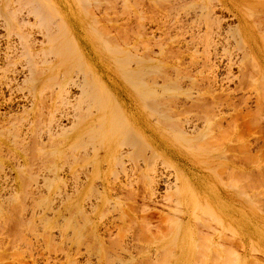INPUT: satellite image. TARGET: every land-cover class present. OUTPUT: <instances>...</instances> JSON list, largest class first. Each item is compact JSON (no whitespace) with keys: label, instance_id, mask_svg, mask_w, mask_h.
<instances>
[{"label":"rangeland","instance_id":"374dc122","mask_svg":"<svg viewBox=\"0 0 264 264\" xmlns=\"http://www.w3.org/2000/svg\"><path fill=\"white\" fill-rule=\"evenodd\" d=\"M167 1L168 0H0V54L4 52L5 47H9L8 49H11V46L16 44L18 45L19 42H30L31 38L32 43L35 44L41 43L47 46L55 45L57 46L56 48H58L59 45V49H61L60 51H62V54L64 53L63 51L65 50V48H67L66 45H68V50L65 51V53H68L67 55H63L64 58L66 57L64 60L62 59V56H59L61 53H56V55L58 54V56L61 58H58L55 55L54 58L51 51H46V49L50 47H44L42 48V51L44 52V54L42 55H44V57H42L41 59L38 58L35 61V66L31 65L32 70L36 69L40 71L37 72V80H40V78L43 76V78L47 80L48 77L49 81L47 80L48 82H43L44 84H47L43 85L46 87L41 86V84H43L41 83V81H44L43 78H41L40 83L36 81L38 85H36V83L34 84V81L30 82L32 83V85L30 84L32 87H34L33 84L37 86L32 89L29 85V82L22 81L23 78L21 77L19 84L13 88L12 92L10 90L3 91L4 94L3 96L0 95V97L2 96L3 98H1L5 100L9 97L11 98L12 96H14L11 98V101L20 100V103L23 100L27 101V99H30L31 104L29 103L30 106L26 108L28 113L24 111L25 113L23 114L21 113L23 111L19 109V112L17 110L13 113V115L17 116L15 113L18 112L19 115H22L25 118L27 117V119L32 120L40 118V120H34L35 123H42L41 125H43V122L45 121L44 125L47 126L49 122L53 130L54 128L55 130L56 128L58 130V128L63 127V130L66 129V132L67 129H69L68 127L72 125L71 120L73 119V117L75 118V116L73 115V111L76 112L75 109L76 107H78L77 101L79 100H75L74 98H77V95H80V97L83 95L81 93V87H79V89L76 86H79V83L81 86H83L82 83L84 81L85 83L87 81L88 85H91L90 82H99L100 87L102 85L104 86H102V88L99 87L100 91H98V89V92H102L103 90H105L106 86L108 87V89L118 95L121 104L127 105L125 103L129 102L127 108L125 109L127 113L130 110L131 113H129L131 115H134L138 119L145 115V117H147V120L145 119V117L144 119L142 117L140 119L139 125L143 128L144 133L148 138H151L154 135L156 137H159L158 135H162L161 131H169L171 129V127L169 128V126L170 123H173V119L175 120V122L177 121L178 123H180L183 129L189 133H192V131L195 130V127H197V122L203 123L207 118L213 120V122L215 123V127L225 128L230 124H234L237 128V132L239 133L240 138L229 141L228 138H226L227 140L221 137V140L219 138L215 139L218 142L223 141V143H227L228 149L227 151H224L225 153H227L215 159L216 164L218 163L219 165H216L215 162L212 161V163L214 162V164H211L210 167H208V171L204 172L203 176L194 180L195 185H199L201 183L202 186L205 187V192L208 193L209 191V194H207V196H209L204 197L203 195L204 198L202 197L199 200H195L193 197L187 199L188 206L190 208H193V211H195L196 218L199 222L198 225H200L198 226L196 224L198 226L196 230L199 231H197V233L200 235H202V233H205V237L204 235L202 237L199 235L198 237L203 238V242L200 240L201 238H197L196 242H198V244L196 245V242L193 244V249L190 255L183 256L178 250L174 253V251L176 250H172L174 247H171V249L168 248L173 245V232H171L169 235H165L167 236V238L164 237L166 238V240L163 247L169 249L170 254L167 253V250L164 251V253L166 254L158 252V254L154 255L153 252L150 251H147V253L146 251L141 252L139 248L137 249V246H133V243L137 244L138 246H140L139 244H143L142 246L146 248L145 246H149V242H147L149 241V239L145 240L147 243L145 241L143 242V240L140 239L142 234L135 231V224H127V227H133L134 230L132 228L131 230H129L128 228V230H126L125 228V231L116 229V226L119 225L120 208H123L124 201L126 203L124 204L128 206L131 204L132 200L124 199L123 201L122 199L121 202L123 203L118 204L106 203L108 209L107 206L104 205L106 206L104 207V209H106L104 211L106 212L108 210V212H110L111 208V212H107L106 214H104L105 212L102 211V209L96 210L94 209V207L93 209H90L92 208V205L95 206L97 203L94 204L91 202V206L90 203H88L89 201L85 203H76L72 195L77 186L76 182L81 180L83 176L81 168L78 167L82 166L81 162H78V160L75 161L76 159L74 160L71 155H66L65 157H63L61 152H59L61 145L54 146V142L49 143L48 141H42L41 144H43L42 146L45 145L44 147H41L40 145L35 147L34 142L28 143L27 146L25 143V145H23L25 139H22V144L20 145L22 147H16L17 143L15 145H12L13 143H6L2 145L1 142L4 143L5 140L3 133L2 135H0V144L1 147H4L0 148L1 150H5V148H8L6 150L7 152L8 150L10 152H8V154H6V151L4 152V150L0 152V264H112V262L113 264H117L120 261L119 259L123 260L122 264H130L131 261L133 262L134 260V263L136 264H142L144 262L145 264H154L155 262L157 264V262L161 263L160 259L162 258L161 256L163 254V256L169 255L168 259H170V255L172 257L170 259L171 261L167 260L166 258V263L165 261H163L164 263L161 264H175L178 259H181L184 264H192L193 260H195L193 258H196L195 263L193 264H200L201 262H203V264H231L232 261L228 258L229 256H227V254L229 253L226 254L225 252L226 250L230 252L231 249L234 255L232 253H230L229 255L232 254V256L235 258L232 259L230 257L234 261L233 264H264V70L262 68L260 69L259 72L261 76L258 78L256 76V72L257 68L259 67H252V64L248 62L250 56L246 53L247 41H245L243 39V36H240L236 31L238 16H242L244 14L243 17L245 18L246 25H248V35L251 37V43H256V46L258 45V57L261 60L260 64L264 66V0H182L183 2H181V0ZM201 2H203V8H205L207 12L203 10L201 12L200 8H196L197 5ZM181 3H183V5H181ZM180 5L182 9H180ZM172 7H174V9ZM174 11L176 13H174ZM108 34H111L112 36H108ZM104 38L107 39L105 40ZM110 42L115 43H113V45ZM8 44L11 46H8ZM63 45H65V47ZM116 45L118 46L116 47ZM71 46L74 47L72 48ZM110 46L112 47V49ZM109 47L111 50L109 49ZM114 48L120 50L123 57H119L118 55H116L117 53H115V55L118 56L119 60H117V62L115 59L116 57H114V53H111L113 51L115 52ZM118 50H116V52ZM107 51H111L110 54ZM118 54H120V52H118ZM54 59L56 60L54 61ZM160 59L163 61H161ZM15 60L18 61L19 58H16ZM62 60H67L66 66L70 65L69 69L67 66V68L65 67L66 70H63L65 63L62 64ZM76 60L78 61L76 62ZM136 60H138V62ZM53 61L54 63H52ZM84 62L91 68H88L87 70V66ZM58 63H60V66ZM122 64H124L125 67H128L127 69L125 68V71L129 69H137L138 71H135V73H137L135 74L137 77L134 76V73L131 74L133 75V77L131 76L132 78H129L130 74L127 77V74L130 72V70L129 72L127 71L124 73L122 71ZM79 67L81 69L84 68V70L82 69L80 73L79 70H76V68L78 69ZM15 68L17 70L20 69V63H11V60L5 61L4 65H1L0 63V72L2 71L4 74L3 77H0V85L1 82H3L4 77L11 74V69ZM66 72L71 75L67 74ZM82 73L85 77H87L85 78L84 76H82ZM243 73L247 75L252 74L255 76L254 77L251 75V80L256 79V82L252 84V87L251 84H248L247 87H243L240 89L241 84L237 85L239 81L243 80ZM65 74L68 75V79H70L69 76H72V79H70L71 81L69 80L70 82H72L71 84L69 81V83L67 82L68 79H65L67 78ZM57 75L59 79L62 78L60 84L62 83V80H65L64 83L61 84V86L65 84L67 88H70L68 92V98L64 97L68 99H64L68 101V103H64L60 99V95L64 96V93L59 94L58 97L55 94L58 93L57 90L54 91L55 89H57L56 84L60 85L59 83H57V81L59 80L57 78ZM63 75L65 77H62ZM73 77L75 81L74 83L72 81ZM83 77L85 78L84 81ZM96 77H99L100 79H97ZM90 78H92L93 80H91ZM77 80L80 81L78 82ZM81 80L83 82H81ZM136 80L140 82H137ZM133 81H135L137 84L135 82L133 83ZM209 82H211V84ZM140 83H142L143 85ZM69 84H74V86H69ZM83 87L87 88L88 86L86 87V85H84ZM138 87H140L139 90L141 88H143L144 90H149V87H151L153 88V91L157 88L156 94L158 95L162 93L163 90L167 92L166 89H168L169 92H172L171 97L165 101H161L160 103L169 111L173 110V112H178L179 114H173V119H167L169 123L166 124L165 122H163L162 124L165 125H161V122H159V125V123L154 118L156 117L155 113L154 116H152L153 113L149 111L148 115L151 113V116L149 115L150 118L146 116L147 113L144 111H141V113H139L135 109H137L136 106L141 103L135 101L134 99H137V97L135 96L137 95L136 93L139 92L137 90ZM41 89H43V91H41ZM255 89L257 90V93L259 92L258 94L256 93ZM86 90L88 92L89 89ZM151 90L152 89H150V91ZM158 90L162 91L158 92ZM88 93L90 94V92ZM128 93H135V95H133L134 98L131 99V96ZM26 94L31 95L27 97ZM86 95L83 96V98L86 97ZM24 96L26 99H24ZM18 98L20 99L18 100ZM4 100L0 103L1 111L5 107L4 105L6 104V102L9 101ZM61 101L63 103H61ZM75 102L76 107L74 106V109L73 105ZM118 103L115 102V100H110L109 103H107L106 108H108L112 112L120 114L121 112L120 109L118 110V108H121L122 112L125 110H123V108L120 107L121 104ZM258 103H260L259 107ZM108 104L109 107L111 105L110 108L108 107ZM113 104L114 108H112ZM132 104L135 105L133 106ZM113 109L116 110L113 111ZM126 112L124 113L126 114ZM249 112H251L250 125L247 124L248 122L245 124L246 121H249L246 118V114ZM26 113L28 114V116H26ZM129 113L127 115H130ZM242 115H244V117H242ZM120 117L123 121H126H120L121 124L127 123V120L124 119L125 117L122 114L120 115ZM152 117L154 119H152ZM41 118H44V120H42ZM152 120H154V122ZM167 120L166 122H168ZM152 123L156 124L157 126L153 125ZM55 124H57V126ZM44 125L43 128H45L44 131H46L47 127H44ZM50 125H48V128L50 127ZM66 126L68 127L66 128ZM51 127L50 129H52ZM215 131L216 129H214L212 132L214 133ZM68 132L67 135L70 133ZM60 136V139L63 138L62 134ZM57 138L56 140L58 141ZM159 140L162 143L161 146H165L164 148H166L169 152L177 154V151L181 150L182 152L180 153L181 155H183L182 158H180L181 160L171 159L172 162H175H173L174 165L177 164L176 168L169 162L160 164L162 170L166 174V178L173 177L172 175L177 167L180 169L179 164H183L184 167L194 166L196 163H202V160L209 158V156H214L213 154L211 156V154L207 153L208 151L204 150L197 151L196 149L195 151H192V146H190V144L183 143L179 145L178 143H176L177 141L175 142L174 139L169 140L164 138ZM209 140L210 141L207 142L205 141L206 144H208V142L209 145L216 143L214 139V142H211L213 141L212 139ZM244 142L249 147V151L251 154V164L249 165L251 170L250 188L249 186H247L248 181L246 178L244 182V178H242L244 176L241 175V172L235 171L234 173H232L233 171H230V169L227 168L230 167V163H232L230 160H228L231 159L229 158L230 156H228V154H231V156L232 154L237 155V152L232 153V150L235 147L237 148L238 145L241 146ZM206 144L205 146L203 144V146L206 148L210 147L208 145L207 147ZM187 148L189 149V151L187 150ZM64 149L67 150L66 148ZM52 150H57V152L55 151L54 153L52 152ZM110 150L112 149L110 148ZM213 152H216V154L218 153L217 151ZM38 156L40 158H38ZM240 156V153L239 156H234V160L239 167L241 164L239 162H245L243 154L241 156L242 159L239 158ZM220 158H222V164H220L221 160L218 161V159ZM245 164L246 163H244V166ZM215 166H220V169H223V166H225V175L224 173L222 175L223 170H213ZM217 167H215V169H217ZM239 167L237 170H243L241 169V167H243L242 165L240 168ZM133 169L136 172L133 171ZM216 171H220L219 174ZM138 172V167L135 168L134 166H128L126 169V174L128 173L127 176L129 175V178L131 174L135 176H131V178H135H132L134 180H132L133 184L137 186V184L139 183L138 186L140 187V180L138 181L137 179L139 178L137 175L140 172ZM216 173L218 174L217 176H219L221 181L216 176ZM226 173L230 175L233 174L232 176L229 175L230 177H233V180ZM19 174L20 176L24 175V178H21L22 176L20 177ZM31 174H34L33 177H31ZM18 176L20 177V179ZM111 176L112 175H110V177ZM213 177L214 180H218L214 181ZM207 178H209V182L207 184H203V179L205 183V179ZM23 179H25L26 181ZM47 180H49L50 182L52 181L53 185H51L49 181L47 183ZM135 180H137V184ZM21 181L24 183V185L26 184L27 186L25 188V193V186H22ZM210 181L213 183L215 182L216 184L214 183V185H217V188L213 186ZM196 182H198L199 184ZM224 182L228 184L230 183V186L233 185L231 189L230 186L226 184V186H229L228 190L231 189L230 192L227 190V187L224 186ZM233 182L234 184L231 185V183ZM245 183L247 185H245ZM201 184L199 186H201ZM218 184L220 186L222 185L220 189H222L223 192L222 190L218 189ZM209 185L212 186L211 188L209 187L210 189L208 188ZM216 189H218V191H216ZM248 189H251V197L253 196V199L251 198V204L247 201ZM37 190L39 191V193ZM110 190V192L113 193V190L111 188ZM26 191L29 192L27 193ZM215 191H220V198L223 202H225V204H205H220L225 206L230 204L231 211L230 215H228L227 217L231 216V219L226 218L225 216H221L219 219H217L219 220L217 222V220L214 218L216 215H218L216 211H211L208 208L206 210L202 207L204 206V203L202 202L205 199L206 201L211 200V202H213L210 198V196L212 197V195L210 194ZM224 191L226 192V195L228 193L227 196H225ZM107 192L110 193L109 191ZM26 194H28L29 196H26ZM67 196L69 198H67ZM254 201H256V204H254ZM249 206H251V209L249 208ZM147 208L148 213L150 214V217L152 218V220H154V222L158 217H160V215L167 212L164 203H150ZM238 208L240 212L242 211L241 213L238 212ZM91 210H94V212ZM260 211L263 213H261ZM102 212L103 215L101 214ZM208 212H212L211 215H214V221H216L217 223H213L214 221L212 217L210 218L211 215L209 216V218L210 221L212 220V223L208 221ZM95 213L97 214V216L95 215ZM100 214L102 216H100ZM85 217L88 218L83 221ZM232 219L234 222L232 221ZM218 223L220 224L218 225ZM209 224L214 225L215 230L218 227L216 232L209 233L211 232V228L213 229L212 225L208 227ZM228 225L230 228H233L236 238L234 237V233L231 232V229L227 231ZM215 226L217 227L215 228ZM199 227L201 228L198 229ZM77 228L82 231L77 232ZM208 228L210 230H208ZM214 229L212 230V232L214 231ZM200 230L203 232L200 233ZM83 231L85 232L83 233ZM86 231H93V234L91 232H89V234L90 236L93 235L94 237H96H90ZM118 231L119 233L123 232L125 235L119 234ZM126 231H131V233L134 231V234L131 235V233H126ZM222 232H230L232 235L230 233H227L228 235L224 234V236L220 235V233ZM73 233H78L77 235H79L80 237L74 235ZM116 233L118 234V239L125 236L124 241L128 242V244L131 242L132 246L137 249V252L134 253L133 251H131V249L129 251L134 254L129 253V251L126 253L121 252L122 255H120V257H117L118 259L115 258L117 256L115 252L117 251H115L114 249L113 250L115 252H113L114 254H112L115 256H111L112 254H109V256L111 257H109L110 259L105 258V256H108V253H111L113 250L108 252L107 249L105 252L108 253L106 254L103 253V251L97 249V254L96 249H94L97 244L96 241H99L100 238L104 239L100 240L99 242L102 241L107 245L109 240L112 241L115 238ZM136 233L138 235H136ZM208 233L213 235L210 236ZM86 235L88 236L85 237ZM106 235H109L110 237H106ZM139 235L141 236L138 237ZM216 235L218 236L216 237ZM77 237L79 240L77 239ZM98 237L100 238L98 239ZM227 237H229L228 240ZM86 238H89L91 240L90 241L88 239L90 241V244L86 242L88 241ZM126 238L127 240H131L127 241ZM137 238H139L140 240ZM206 238H210L208 239L209 241ZM230 238H233V241L235 240L234 246H232L233 244L230 243L232 242V239ZM224 239L227 241L226 244ZM236 239L239 242H237ZM105 240L107 241V243ZM218 241L222 243L220 244ZM201 242L204 244V249L200 246L202 244ZM91 243L96 244L92 246ZM229 243L231 244L229 245L231 247L230 250L227 249L226 246H224L226 247L225 250L221 247H218L219 244L220 246H223L224 244L228 246ZM211 244H213V248H211ZM215 245L218 247V250L216 249V251L221 252H216V254H218L217 256L214 255ZM89 246L92 247L89 248ZM195 246H197V248L200 247V251L203 249L205 253H200V251L197 250ZM205 248H208L207 251L205 250ZM220 248L224 251L222 252ZM135 249L132 248V250L134 251ZM210 249L213 251L212 253L210 252ZM170 250H172L173 252H171ZM195 252H197L198 255H196ZM136 253H139L140 255L138 254V256ZM159 253L160 255H162L160 256ZM99 254H101V258L99 257ZM125 255H128V258ZM147 255H150L148 256L150 258H148ZM203 255L206 256L207 260L205 259V256L203 258ZM140 256L141 259H139ZM142 256H146L147 258L146 259L144 257V262L142 260ZM219 256L221 258L224 257L225 259L227 257L229 261L226 259L222 262L221 258H218ZM98 257L100 259H98ZM153 258H156L155 261L152 260ZM136 259L142 260L140 261L142 263H138L139 260ZM200 259L204 260L200 261ZM250 259L253 262L251 261L250 263ZM105 260L109 261L105 263ZM162 260H165L164 257ZM209 260H211L212 263ZM95 261H98V263H96ZM118 264H121V262H119Z\"/></svg>","mask_w":264,"mask_h":264},{"label":"bare ground","instance_id":"6f19581e","mask_svg":"<svg viewBox=\"0 0 264 264\" xmlns=\"http://www.w3.org/2000/svg\"><path fill=\"white\" fill-rule=\"evenodd\" d=\"M169 1V0H168ZM167 1V2H168ZM186 1H188V0H186ZM215 1V0H214ZM181 2H183L182 0H181ZM191 2V1H190ZM217 3V2H216ZM215 3V4H216ZM178 4V3H177ZM181 5H183V3H181ZM181 5H180V9H182L181 8ZM184 5H186V4H184ZM199 5H200V7H199ZM227 5H228V3H227ZM170 6V5H169ZM175 6V5H174ZM187 6H189V5H187ZM225 6V5H224ZM177 7H178V5H177ZM191 7V6H190ZM196 7V6H195ZM173 9H174V7H172ZM183 8H184V6H183ZM194 8V7H193ZM192 8V9H193ZM196 8H200V10H201V12H202V10L203 11H205V12H207L206 10H205V8H203V2H201L200 4H198L197 5V7ZM176 9V8H175ZM195 9V8H194ZM179 10V9H178ZM197 10V9H196ZM167 11V10H166ZM177 11V10H176ZM187 11V10H186ZM190 11V10H189ZM192 11V10H191ZM248 11H250V10H248ZM179 12V11H178ZM174 13H176L175 11H174ZM186 13V12H185ZM188 13V12H187ZM171 14V13H170ZM169 14V15H170ZM252 14V13H251ZM250 14V15H251ZM254 14V13H253ZM257 14V13H256ZM172 15H173V12H172ZM186 15V14H185ZM244 15V14H243ZM243 15L242 16H238V24H236V31H237V33L241 36H243V39L245 40V41H247V48H246V53L250 56V58H249V63H251L252 64V67H255V66H258L259 68H257V72H256V76L259 78L261 75H260V69L262 68L263 70H264V66H262L261 64H260V59H259V55H258V53H259V50H258V45L256 46V43H251V37L248 35L249 34V30H248V25H246V21H245V18L243 17ZM247 15H248V13H247ZM176 16V15H175ZM179 26H180V24H179ZM107 28V27H106ZM105 29V28H104ZM110 30V29H109ZM113 30V29H112ZM117 30H120V29H117ZM127 30V29H126ZM125 31V30H124ZM123 31V32H124ZM133 31V30H132ZM136 31V30H135ZM122 32V31H121ZM138 32V31H137ZM106 33H108V32H106ZM140 33V32H139ZM138 33V34H139ZM105 35H107V34H105ZM109 35H111V34H108V36ZM141 35V34H140ZM112 36V35H111ZM82 37V36H81ZM139 37V36H138ZM111 38V37H110ZM73 39V38H72ZM105 39V38H104ZM107 39V38H106ZM105 39V40H106ZM115 39V38H114ZM31 41L30 42H26V43H22V42H19L18 43V45L16 46V45H13V46H11V45H9L8 44V46H11V49H8L9 47H5V50H4V52L2 53V54H0V63H1V65H4L5 64V61H10L11 60V63L12 62H18V63H20V69H11V74H9V75H7V76H5L4 77V79H3V82H1V85H0V95H2L3 96V94H4V92L3 91H6V90H10L11 92H12V90H13V88L15 87V86H17L18 84H19V81H20V79H21V77L23 78L22 79V81H24V82H29V85L31 84L32 85V83H30V82H33L34 84L36 83V85H38V83L37 82H39L40 83V80H41V78H43V77H41L40 78V80L38 79H36V76H37V72H40V71H38V70H36V69H33L32 70V66L31 65H34L35 66V61L39 58V59H41L42 57H44V55H42V54H44V52L42 51V48H44V47H50V48H48V49H46V51H51L52 53H53V56L55 55V56H57L58 58H61V57H59V56H62L63 57V55H67V53H65V51L66 50H68V45H66L67 46V48H65V50L63 51L64 53L62 54V51H60L61 49H59L60 47H59V45H58V48H56L57 46H55V45H49V46H47V45H45V44H35V43H32V38L30 39ZM35 40V39H34ZM70 40V39H69ZM104 40V41H105ZM109 40V39H108ZM112 40V39H111ZM130 40V39H129ZM145 40V39H144ZM71 41V40H70ZM73 41V40H72ZM86 41V40H85ZM113 41V40H112ZM137 42V41H136ZM140 42V41H139ZM142 42H143V40H142ZM111 43V42H110ZM113 43H115V42H113ZM113 43H111V44H113ZM74 44V43H73ZM72 44V45H73ZM109 44V43H108ZM121 44H123V43H121ZM70 45V44H69ZM100 45V44H99ZM114 45V44H113ZM125 45V44H124ZM54 46V47H53ZM64 47H65V45H63ZM63 46H61V47H63ZM98 46V45H97ZM101 46V45H100ZM118 45H116V47H117ZM121 46V45H120ZM70 47V46H69ZM72 47V46H71ZM74 47V46H73ZM72 47V48H73ZM111 47V46H110ZM110 47H109V49H110ZM120 48V47H119ZM162 48V47H161ZM256 48H257V50H256ZM4 49V48H3ZM2 49V50H3ZM7 49V50H6ZM57 49H59V50H57ZM107 49V48H106ZM105 49V50H106ZM111 49H112V47H111ZM110 49V50H111ZM167 49V48H166ZM165 49V50H166ZM2 50H1V52H2ZM108 50V49H107ZM114 50H115V52L113 51V52H111V51H107L109 54H110V52L111 53H114V57H116L115 59H116V62H117V60H118V56L119 57H122V55H121V51L120 50H118V49H115L114 48ZM116 50H118L117 52H116ZM165 50H163V51H165ZM55 53H54V52ZM58 51V52H57ZM103 51V50H102ZM170 51H172V50H170ZM73 52H74V49H73ZM82 52V51H81ZM118 52H120V54H118ZM56 53H61L59 56H58V54L56 55ZM71 53V52H70ZM79 53V52H78ZM115 53H117L116 55H118V56H116L115 55ZM123 53V52H122ZM165 53V52H164ZM169 53V52H168ZM106 54V53H105ZM163 54V53H162ZM172 54V53H171ZM79 55V54H78ZM160 55V54H159ZM55 56H54V58H55ZM163 56V55H162ZM161 56V57H162ZM160 57V56H159ZM168 57H169V54H168ZM16 58H19V60L18 61H16L15 59ZM58 58H57V60H58ZM66 58V57H65ZM64 57L62 58L63 60L65 59ZM111 58V57H110ZM123 58V57H122ZM151 58H153V57H151ZM119 59H121V58H119ZM56 59H54V61H55ZM60 60V59H59ZM62 60V64L63 63H65V66H64V68H63V70L65 69L66 70V68H67V66H68V69H69V66L70 65H67L66 66V62H67V60L66 61H63ZM121 60H123V59H121ZM161 60V59H160ZM165 60V59H164ZM54 61L52 62V63H54ZM78 60H76V62H77ZM80 61V60H79ZM119 61V60H118ZM137 62H138V60H136ZM148 61H150V60H148ZM161 61H163V60H161ZM58 62V61H57ZM88 62V61H87ZM115 62V63H116ZM160 62V61H159ZM206 62V61H205ZM51 63V62H50ZM61 63V62H60ZM60 63H58L59 64V66H60ZM85 63V62H84ZM89 63V62H88ZM136 63V62H135ZM162 63V62H161ZM57 64V63H56ZM61 64V65H62ZM78 64H80V63H78ZM125 64V63H124ZM124 64H122V71L125 73V72H129V70H127V71H125V68L127 69L128 67H125V65ZM137 64V63H136ZM260 64V65H259ZM85 65H86V63H85ZM88 65V64H87ZM86 65V66H87ZM138 65V64H137ZM77 66V65H76ZM80 66V65H79ZM66 67V68H65ZM81 67V66H80ZM79 67V68H80ZM85 67V66H84ZM124 67V68H123ZM135 67H137V66H135ZM71 68V67H70ZM77 69L76 68V70H79V73H80V71L83 69L84 70V68H80V69ZM88 68H91V67H89V66H87V70H88ZM160 68H162V67H160ZM62 70V71H63ZM64 70V71H65ZM86 70V69H85ZM132 70V69H131ZM130 70V72L127 74V77L129 76V74H130V76H129V78L132 76L133 77V75H131V74H133L134 73V76H136L135 74H137V73H135V71L137 72L138 70L137 69H133L132 71ZM141 70V69H140ZM75 71V70H74ZM91 71H92V69H91ZM68 72V71H67ZM66 72V73H67ZM76 72V71H75ZM78 72V71H77ZM87 72V71H86ZM85 72V73H86ZM42 73V72H41ZM65 73V72H64ZM72 73H74V72H72ZM139 73V72H138ZM143 73V72H142ZM62 74V73H61ZM67 74H69V73H67ZM74 74H76V73H74ZM83 74V73H82ZM81 74V75H82ZM105 74V73H104ZM140 74H141V71H140ZM66 75V74H65ZM69 75H71V74H69ZM251 75L252 74H249V75H247V74H245V73H243L242 74V81H239L238 83H237V85L238 84H241L240 85V89L241 88H243V87H247L248 86V84H251V87L253 86L252 84L253 83H255L256 82V79H253V80H251ZM4 76V74H3V72L1 71L0 72V77H3ZM67 76V78H65V79H68V75H66ZM74 76V75H73ZM82 76H84V74L82 75ZM95 76V75H94ZM126 76V75H125ZM164 76V75H163ZM252 76H254V75H252ZM34 77V78H33ZM62 77H65L64 75L62 76ZM72 77V76H71ZM70 76H69V78L70 79H72ZM80 77V76H79ZM85 77V76H84ZM83 77V81L85 80V78L87 77H85L84 78ZM131 77V78H132ZM137 77V76H136ZM255 77V76H254ZM256 77V78H257ZM57 78H58V75H57ZM88 78H89V76H88ZM97 78V77H96ZM96 78H95V81H96ZM99 78V77H98ZM97 78V79H98ZM262 78V77H261ZM31 79V80H30ZM34 79V80H33ZM36 79V80H35ZM44 79V78H43ZM50 79V78H49ZM59 79V78H58ZM62 79V78H61ZM61 79H59L58 81H57V83H59L60 84V82H61ZM70 79H68L67 80V82L70 80ZM76 79H77V77H76ZM91 80H93L92 78H90ZM100 79V78H99ZM136 79H138V78H136ZM47 80H48V77H47ZM47 80H45L44 79V81L42 80L41 81V83H43V82H48ZM57 80V79H56ZM261 80V79H260ZM37 81V82H36ZM65 81V80H64ZM64 81L62 80V83H64ZM71 81V80H70ZM69 81V82H70ZM73 83L75 82L74 81V77H73ZM78 81V80H77ZM80 81V80H79ZM78 81V82H79ZM82 80H81V82H83ZM137 81V80H136ZM258 81V80H257ZM68 82V83H69ZM77 82V83H78ZM135 81H133V83H134ZM137 82H140V81H137ZM56 83V82H55ZM61 83V84H62ZM72 82H70V84H71ZM87 83V84H86ZM86 83H85V81L82 83V85L84 86V85H86V87L87 88H85V87H83V86H81L80 85V83H79V86H76L77 88H79V87H81V93L83 94L81 97H80V95L78 96L77 95V98H74L75 100H79V101H77L78 102V107H76V102L74 103V105H73V108H74V106L76 107V112H74L73 110V115L75 116V118L73 117V119L71 120L72 121V125L70 126V127H68V126H66V128L68 127L69 129H67V132L69 133L68 135H67V132H66V129L65 130H63V127L61 128H58V130H57V128H56V130H55V128H54V130H53V128L51 127V125H50V123L48 122V124H47V126H45L44 125V122L42 121V120H44V118L41 120L42 122H43V125H44V127H47L48 128V125H50V127L52 128V129H50V127L47 129L46 128V131H44V129L45 128H43V125H41L42 123H41V121H40V123L41 124H37V122L35 123V121L36 120H40V118L39 119H27V117L25 118V117H23L22 115H19L18 114V112H19V109L21 110V111H23V112H21V113H25L24 111H26L27 112V107L28 106H30V104H31V101H30V99L28 100L27 99V101L26 100H23V101H21V103L19 102L20 100V98L21 97H23V96H21L20 98H18V100L19 101H11L12 99V97H14V96H12L11 98H10V100H9V98L8 99H5V100H9V101H7L6 102V104L4 105L5 107L3 108V112L0 110V135H2L3 133H4V138H5V140H4V143L3 142H1L2 143V145L3 144H6V143H13L12 145H15L16 143H17V145H16V147H19L21 144H22V139H25V141L23 142V145H25L26 144V146L28 145V143H32V142H34V146L35 147H37V146H41V147H44V146H42L43 144H41L42 143V141L44 142V141H48L49 143H53L54 142V146L55 145H57V146H59V145H61V148L59 149V152H61V154L63 155V157H65L66 155H68V156H72L73 158H74V160L75 161H77L78 160V162H81L82 164V166H78V167H80L81 168V170H82V172H83V176H82V178H81V180H79L78 182H76V184H77V186H76V189H75V191L73 192V195H72V197L75 199V202L76 203H85V202H87V201H89L88 203H90V206H91V204L92 203H97L95 206L94 205H92L91 207L92 208H90V209H93V207H94V209H96V210H101L102 209V211H104V210H106V209H104V207H106L107 205H106V203H123V202H121L122 201V199H123V201H124V199H130V200H132V202H131V204L130 205H128V206H126L125 204V201H124V203H123V205L125 206H123V208L121 207L120 208V213H119V225H117L116 227V229L117 230H119V229H121V230H123V231H125L124 229L126 228V230H131V228L133 229V227H131V228H129V227H127L128 225L127 224H129V225H131L130 223H132V224H135V231L137 232V233H140V234H142V236L141 235H139L138 237H142V238H144V239H142L141 237H140V239L141 240H143V242L145 241V240H148L149 239V241H147V242H149V246L147 247V246H145L146 248H144L142 245L143 244H139L140 246H138L137 244H134L133 242V246L135 245V246H137V249L139 248V250L141 251V252H143V251H146V253H147V251H150V252H153V255L154 254H158V252H162V253H164V251L165 250H167L168 252V254H170L169 253V249H166V248H163L164 247V243H165V240H166V238H167V236H165V235H169L171 232H173V245H171L170 247H168V248H170L171 249V247H174L172 250H175L174 251V253L178 250L180 253H181V255H190V253H191V251H192V249H193V244L196 242V239L199 237V235L200 234H198L197 233V231L198 230H196L197 229V227L198 226H200V225H198L199 224V222H198V220H197V218H196V213H195V211H193V208H190L189 206H188V203H187V199L188 198H191V197H193L195 200H199V199H201L202 197H203V195H204V197H206L207 196V194H209V191H208V193L207 192H205L206 190H205V187L204 186H202V184H201V186H199L200 184L198 183V182H196V183H198L199 185H195L194 184V180L195 179H197V178H199V177H201V176H203V174H204V172H206V171H208V167H210V165L211 164H214V162H215V159L216 158H219V156L221 157V155H223V154H226L224 151H227V149H228V147H227V143H223V141H217V140H215V139H220V137L221 138H225V140H227L226 138H228V141L229 140H235V139H238V138H240V136H239V133L237 132V128L235 127V125L234 124H230L228 127H225V128H220V127H215V123L213 122V120H211L210 118H207V119H205V122H203V123H200V122H197V127H195V130L194 131H192V133H189V132H187L186 130H184L183 129V127L180 125V123H178L177 121L175 122V120L173 119V117H172V115L173 114H179L178 112H173V110H171V111H169L165 106H163L160 102L161 101H165V100H167L168 98H170L171 97V93L172 92H169L168 91V89H166L167 90V92H169V93H167V92H165V90H163V92L162 93H160L159 95L158 94H156V89H154V91H153V88H151V87H149V90H147V89H143V88H141V89H143L144 90V92H143V90H139V88L140 87H138L137 88V90L139 91V92H137L136 94V96L135 97H137V99L136 98H134V96L133 95H135V93L134 94H129L130 96H131V99L132 98H134L135 99V101H137V102H140L141 104H138V106H136L137 107V109H135V110H137L139 113H141V111H144V112H146L147 113V115L146 116H148V118H150L149 117V115L151 116V113L148 115V112L149 111H151L152 113H153V115L152 116H154V113H155V116L156 117H154L155 118V120L159 123V122H161V125H165V124H162L163 122H165L166 124L167 123H169V121L167 120V119H173V123L171 124L170 123V126H169V128L171 127V129L168 131L167 130V127H166V130L167 131H161V133H162V135H158L159 137H156L155 135L153 136V137H151V138H148L146 135H145V133H144V130H143V128L139 125V123H140V119L143 117V119H144V117H145V115L144 116H142L140 119H138V118H136L134 115H131L130 113V110H129V114L130 115H127L128 113L126 112V108H127V105L129 104V102L128 103H125V104H127V105H124V104H121V101H120V99H119V97H118V95L116 94V93H114L113 91H111L110 89H108V87H106L105 86V90H103L102 92H98V91H100V89H99V85H100V83L99 82H97V83H94V82H90V84L91 85H88V82L86 81ZM136 83V82H135ZM210 84H211V82H209ZM33 84V86L34 87H32L31 85H30V87L32 88V89H34L35 87H37L36 85H34ZM61 84L60 85H57L56 84V86H57V89H55L54 91H56L57 90V92L58 93H55L56 95H57V97H58V95L59 94H63L64 93V96H62V95H60L61 96V100L64 102V103H68V101H66V100H64V99H67L68 98V92H69V89L70 88H67V86H65V84H63L62 86H61ZM69 84V86H74V84H72V85H70ZM98 84V85H97ZM137 84V83H136ZM140 84H142V83H140ZM139 84V85H140ZM43 85H47V84H41V86H43ZM68 85V84H67ZM102 85V84H101ZM117 85V84H116ZM143 85V84H142ZM40 86V87H41ZM58 86H59V88H58ZM61 86V87H60ZM93 86H94V88H93ZM102 86H104V85H102ZM102 86L100 87V88H102ZM134 86V85H133ZM43 87H46V86H43ZM98 87V88H97ZM143 87V86H142ZM85 88V89H84ZM257 88V87H256ZM44 89V88H43ZM43 89H41V91H43ZM51 89V88H50ZM80 89V88H79ZM86 89H89L88 90V92H90V94L87 92V90ZM99 89V90H98ZM136 89V88H135ZM150 89H152L151 91H150ZM98 90V91H97ZM162 90H158V92H161ZM141 91V92H140ZM147 91V92H146ZM148 91H150V92H148ZM255 91H256V93H257V90L255 89ZM87 92V93H86ZM81 93H78V94H81ZM259 93V92H258ZM257 93V94H258ZM7 94V93H6ZM29 94V93H28ZM28 94H26L27 95V97H29L30 95H28ZM73 94V93H72ZM87 94V95H86ZM89 94V95H88ZM232 94V93H231ZM9 95V94H8ZM25 95V96H26ZM75 95H76V93H75ZM86 95V97H84L83 98V96H85ZM1 96V97H2ZM11 96V95H10ZM25 96H24V99H26L25 98ZM0 97V98H1ZM56 97V98H57ZM64 97H67V98H64ZM69 97H70V93H69ZM73 97V96H72ZM76 97V96H75ZM79 97V98H78ZM3 98V97H2ZM1 98V101H3L4 99H2ZM16 98V97H15ZM14 98V99H15ZM83 98V99H82ZM122 98V97H121ZM128 98V97H127ZM17 99V98H16ZM59 99V100H60ZM71 99V98H70ZM73 99V98H72ZM124 99V98H123ZM129 99V98H128ZM127 99V100H128ZM4 100V101H5ZM68 100V99H67ZM110 100H115V102H119L118 104H121L120 105V107H122L123 108V110H125V111H121L122 109L121 108H118V110L120 109V114H118V113H115V112H112V111H110L108 108H106L107 107V103H109V101ZM130 100V99H129ZM1 101H0V103H1ZM57 101V100H56ZM61 101V103H63ZM98 101V102H97ZM132 101V100H131ZM130 101V102H131ZM24 102V103H23ZM101 102V103H100ZM30 103V104H29ZM135 103V102H134ZM72 104H73V102H72ZM110 104H111V102H110ZM136 104V103H135ZM135 104H132L133 106L135 105ZM160 104H161V106H160ZM58 105V104H57ZM66 105V104H65ZM70 105H71V102H70ZM137 105V104H136ZM259 105H260V103H258V107H259ZM66 107V106H65ZM70 107V106H69ZM108 107H109V104H108ZM110 107H111V105H110ZM109 107V108H110ZM112 108H114V104H113V107ZM135 108V107H134ZM26 109V110H25ZM66 109V108H65ZM108 109V110H107ZM18 110V112L17 113H15L17 116H14L13 115V113L15 112V111H17ZM69 110H70V108H69ZM116 110V109H115ZM114 109H113V111H115ZM132 110V109H131ZM66 111V110H65ZM72 111H71V113H72ZM38 112H40V111H38ZM124 112H126V114L124 113ZM133 112H134V110H133ZM133 112H132V114H133ZM144 112H143V114H144ZM28 113V112H27ZM26 113V114H27ZM70 113V112H69ZM75 113V114H74ZM25 114V115H26ZM39 114V113H38ZM123 115L125 118L124 119H126L127 120V123H124V124H121L120 123V121L121 122H126V121H123L122 120V118L120 117V115ZM220 114V113H219ZM18 115H19V117H18ZM24 115V116H25ZM42 115V114H41ZM40 115V116H41ZM53 115V114H52ZM60 115H61V113H60ZM68 115V114H67ZM71 115V114H70ZM140 115V114H139ZM142 115V114H141ZM11 116H13V117H11ZM26 116H28V114L26 115ZM35 116V115H34ZM214 116H216V115H214ZM32 117H33V114H32ZM42 117H44V116H42ZM138 117V116H137ZM140 117V116H139ZM242 117H244V115H242ZM121 118V119H120ZM147 117H145V119H146ZM153 117H152V119H154ZM157 118V119H156ZM246 118H247V120H249V121H246L245 122V124L247 123V124H251V112H249V113H247L246 114ZM120 119V120H119ZM35 120V121H34ZM147 120V119H146ZM146 120H144V121H146ZM148 120H151V119H148ZM165 120V121H164ZM166 120L168 121V122H166ZM70 121V120H69ZM153 122H154V120H152ZM179 121V120H178ZM51 122V121H50ZM150 122V121H149ZM151 123V122H150ZM150 123H147V124H150ZM46 124V123H45ZM153 124V123H152ZM56 126H57V124H55ZM68 125V124H67ZM153 125H155V126H157L156 124H153ZM159 125H160V123H159ZM53 126V125H52ZM55 126V127H56ZM59 126V125H58ZM163 127H165V126H163ZM156 129H157V127H156ZM214 129H216V131L213 133L212 131L214 130ZM162 130H163V128H162ZM62 134V137L63 138H59V137H61L60 135ZM156 134V133H155ZM58 137V138H57ZM56 138L58 139V141L56 140ZM164 138H166V139H169V140H172V139H174L175 140V142L176 143H178L179 145L180 144H183V143H185V144H190V146H192L191 147V150L192 151H195L196 149H197V151L198 150H204V151H208L207 153L208 154H211V156H212V154L214 155V156H212V157H210L209 156V158H207V159H204V160H202V163H196L194 166H186V167H184V165L183 164H179V166H180V169L177 167V169L174 171V173H173V177L172 178H166L165 177V173H164V171L162 170V167L160 166V164H162V163H167V162H169L170 164H172V165H174L173 164V162L171 161V159H178V160H181L180 158H182V156L183 155H181V153L180 152H182L181 150H179V151H177V154H173L172 152H169L166 148H164L163 146H161V141L159 140V139H164ZM209 139H214L215 140V142L216 143H213V144H211V145H209V142H208V144H206V142L207 141H210ZM214 140L213 141H211V142H214ZM221 140V139H220ZM206 141V142H205ZM19 142V143H18ZM25 143V144H24ZM114 143V144H113ZM192 143H193V145H192ZM8 144V145H9ZM167 144V143H166ZM203 144H204V146H205V144H206V146L208 145V146H210V147H208V148H206V147H204L203 146ZM163 145H165V144H163ZM172 145V144H171ZM0 147H1V144H0ZM4 147V146H3ZM3 147H1V148H3ZM6 147V146H5ZM20 147H22V146H20ZM48 147V146H47ZM185 147V146H184ZM204 147V148H203ZM1 148H0V150H1ZM46 148V147H45ZM64 148H66L67 150H65ZM110 148L112 149V150H110ZM6 149H8V148H5V150H4V152L6 151V154H8V152H10L9 150H8V152H7V150ZM57 149V150H58ZM3 150H1L0 152H2ZM57 150H52V152H54L55 153V151L57 152ZM187 150L189 151V149L187 148ZM187 151V152H188ZM213 151H217L218 153L216 154V152H213ZM45 152V151H44ZM185 152V151H184ZM212 152V153H211ZM234 152H237V155H235V154H232V156H231V154H228V156H230L229 158H231V159H228V158H225V159H228V160H230L232 163H230L231 165H230V167H227V168H229L230 169V171H233L232 173H234L235 171H237V172H241L242 174V176H244V177H242V178H244L243 180H244V182H245V180L247 179V181H248V185L245 183V185H247V186H249V188H250V185H251V170H250V167H249V165L251 164V154H250V151H249V147L247 146V144L244 142L241 146H237V148L235 147L233 150H232V153H234ZM50 153H51V151H50ZM239 153L241 154V156H242V154H243V158H244V163H246L245 164V166H247V167H245L244 166V163H242V162H239V163H241L240 164V167H241V165L243 166V167H241V169H243V170H237L238 169V167L239 166H237V164H236V162H235V160H234V156H239ZM44 154V153H43ZM46 154H47V152H46ZM208 154H207V156H208ZM53 155V154H52ZM55 155V154H54ZM244 155H245V157H244ZM37 156V155H36ZM45 156V155H44ZM204 156V155H203ZM227 156V157H228ZM241 156L239 157V158H241ZM35 157V156H34ZM32 158H33V156H32ZM36 158V157H35ZM38 158H40L39 156H38ZM37 158V159H38ZM238 158V157H237ZM242 159V158H241ZM32 160V159H31ZM34 160V159H33ZM63 160V159H62ZM73 160V159H72ZM210 160H211V162H210ZM221 160V163L220 164H222L223 162H222V158H220V159H218V161H220ZM161 161H163V162H161ZM171 161V162H170ZM212 161H214L213 163H212ZM217 161V162H218ZM180 162V161H179ZM226 162V161H225ZM175 163V162H174ZM131 164V165H130ZM215 164H216V162H215ZM177 165V164H176ZM176 165H174L175 166V168H176ZM216 165H219L218 163L216 164ZM128 166H130V167H135V168H137L138 167V170H139V174L137 175L139 178H137L138 179V181L140 180V187L138 186V184H137V180H135V182H136V184H137V186L136 185H134L133 184V182H132V180L133 179H135V178H133V177H135V176H133V174H131L130 175V178L127 176V174H126V169H127V167ZM214 166V165H213ZM222 166V165H221ZM215 167H217V166H215ZM215 167H214V169L213 170H218V169H220L219 167H217V169H215ZM239 167V168H240ZM49 168H50V166H49ZM47 169V168H46ZM244 169H245V171H244ZM80 170V171H81ZM223 170V172H222V175H223V173H224V175H225V166H223V169H220V171H222ZM131 171V170H130ZM133 171H135L134 169H133ZM132 171V172H133ZM201 171V172H200ZM219 171V172H220ZM77 172H78V169H77ZM129 172V171H128ZM136 172V171H135ZM134 172V173H135ZM217 172V171H216ZM219 172H217L218 174H219ZM214 173H215V171H214ZM216 173V176L218 175ZM22 174V173H21ZM120 174V175H119ZM228 176L230 175V174H228V173H226ZM32 176L31 177H33V175L34 174H31ZM79 175V174H78ZM110 175H112L111 177H110ZM226 175V176H227ZM233 175V174H232ZM232 175H230V176H232ZM19 176H20V174H19ZM18 176V177H19ZM22 176V177H21ZM20 177L21 178H24L23 176L24 175H21ZM131 176H133L132 178H131ZM225 176V177H226ZM229 176V177H230ZM20 177H19V179H20ZM29 177V176H28ZM28 177H25V178H28ZM55 177V176H54ZM77 177H79V176H77ZM205 177V176H204ZM215 177V176H214ZM214 177H213V180H214ZM218 178H219V176H217ZM222 177V176H221ZM35 178V177H34ZM42 178V177H41ZM210 178V177H209ZM209 178H207V179H205L206 181H205V183H204V179H203V181H202V183L203 184H207L208 182H209ZM212 178V177H211ZM216 178V177H215ZM232 180H233V177H230ZM246 178V179H245ZM37 179V178H36ZM43 179V178H42ZM225 179V178H224ZM228 179V178H227ZM23 180H25V179H23ZM56 180V179H55ZM78 180V179H77ZM212 180V179H211ZM218 180V179H217ZM216 179L214 180V181H217ZM219 180H220V178H219ZM232 180H231V182H232ZM20 181V180H19ZM26 181V180H25ZM32 181V180H31ZM34 181V180H33ZM42 181V180H41ZM46 181V180H45ZM48 181L49 180H47V183H48ZM76 181V180H75ZM134 181V180H133ZM221 181V180H220ZM225 181V180H224ZM246 181V182H247ZM22 182V181H21ZM226 182H227V180H226ZM226 182H224L225 183V185H224V183H223V185L224 186H226V184H228V183H226ZM39 183V182H38ZM45 183V182H44ZM47 183H45V184H47ZM49 183L51 184V185H53L52 184V181L50 182L49 181ZM210 183H212L213 184V186H217V185H214V183L213 182H211L210 181ZM220 183V182H219ZM236 183V182H235ZM216 184V183H215ZM230 184V183H229ZM228 184V185H229ZM232 184H234V182L233 183H231V185ZM19 185H21V184H19ZM18 185V186H19ZM48 185V184H47ZM219 185V184H218ZM22 186H25L24 187V193H25V188L27 187L26 186V184L24 185V183L22 182ZM49 186V185H48ZM205 186H207V185H205ZM222 186V185H221ZM220 185H219V188L218 189H220V187H221ZM230 186V185H229ZM229 186H226L227 187V190H228V187ZM246 186V187H247ZM211 188L212 186H208V188ZM232 187H233V185L232 186H230V188L232 189ZM32 188V187H31ZM101 188V189H100ZM110 188L113 190V193H111L110 191ZM207 188V187H206ZM209 188V189H210ZM217 188V187H216ZM22 189V188H21ZM28 189V188H27ZM218 189H216V191H218ZM230 189V190H231ZM13 190V189H12ZM32 190V189H31ZM40 190V189H39ZM47 190V189H46ZM45 190V191H46ZM162 190H163V192H162ZM215 190V189H214ZM220 190H222V189H220ZM230 190H228L229 192H230ZM34 191V190H33ZM38 191V190H37ZM44 191V192H45ZM55 191V190H54ZM107 191H109L110 193H108ZM212 192L210 195H212V197L210 196V198L212 199V201L213 202H211V200L209 201V200H207L206 201V199L202 202V203H204V206H202L203 208H205L206 210H207V208L209 209V210H211V211H216V213L218 214V215H216L215 217H214V215L212 216L211 214H212V212L211 213H209L208 212V218H209V216H210V218L212 217V219H213V221L216 219H219L221 216H225L226 218H230V217H227L228 215H230V211H231V209H230V204L229 205H227V206H225V205H220V204H212V205H208V204H205V203H224L225 204V202H223L222 200H221V195L219 194V192ZM27 193L29 192V191H26ZM222 192H223V190H222ZM247 192V191H246ZM20 193V192H19ZM22 193V192H21ZM35 193H36V191H35ZM38 193H39V191H38ZM206 193V194H205ZM224 193H225V196H227L228 195V193H227V195H226V192L224 191ZM243 193V192H242ZM222 194V193H221ZM25 195V194H24ZM28 194H26V196H27ZM236 195V194H235ZM243 195V194H242ZM29 196V195H28ZM209 196V195H208ZM207 196V197H208ZM34 197V196H33ZM37 197V196H36ZM92 197V198H91ZM203 197V198H204ZM67 198H69L68 196H67ZM67 198H66V200H67ZM251 198L253 199V196L251 197V189H248V194H247V201L248 202H250V204H251ZM46 199V198H45ZM225 199V198H224ZM44 200V199H43ZM227 200V199H226ZM45 201V200H44ZM49 202V201H48ZM92 202V203H91ZM255 202V203H254ZM254 202H252V203H254V204H256V201H254ZM150 203H164V205H165V207H166V210H167V212L165 213V214H162V215H160V217H158L156 220H155V222H154V220H152V218L150 217V214L148 213V206H149V204ZM234 203V202H233ZM227 204V203H226ZM249 204V205H250ZM104 205H106V206H104ZM110 205V204H109ZM111 206V205H110ZM200 206V205H199ZM235 206V205H234ZM252 206V205H251ZM251 206H249V208L251 209ZM201 207V206H200ZM236 207H237V205H236ZM107 209H108V206H107ZM118 210V209H117ZM264 210V209H263ZM91 211H93L94 212V210H91ZM237 211V210H236ZM98 212V211H97ZM105 212V211H104ZM108 212V210L104 213V214H106ZM110 212H111V208H110ZM110 212H108V213H110ZM238 212H240L239 211V208H238ZM242 212V211H241ZM240 212V213H241ZM261 212V211H260ZM162 213V212H161ZM237 213V212H236ZM240 213H238V214H240ZM261 213H263V212H261ZM102 215H103V212L101 213ZM100 214V216H102ZM233 214H234V212H233ZM82 215H83V213H82ZM94 215V214H93ZM95 215L97 216V214L95 213ZM84 217V216H83ZM90 217V216H89ZM215 219H214V218ZM243 217V216H242ZM88 217H85V219L83 220V221H85L86 219H87ZM101 218V217H100ZM210 218H209V220L208 221H210ZM224 218V217H223ZM225 219V218H224ZM231 219V218H230ZM113 220V219H112ZM219 220H217V222H218ZM232 221H233V219H232ZM211 223H212V220L210 221ZM216 221H214L213 223L215 224V223H217ZM234 222V221H233ZM161 224V225H160ZM198 226H197V225ZM220 223H218V225H219ZM116 225V224H115ZM210 225H212V224H209L208 225V227L210 226ZM217 225V224H216ZM217 225V226H218ZM236 225V224H235ZM78 226V225H77ZM88 226V225H87ZM213 226V229H214V225H212ZM217 226H215V228L217 227ZM231 226V225H230ZM81 227V226H80ZM120 227V228H119ZM79 228V227H78ZM77 228V232H79V231H82V230H79ZM83 228V227H82ZM86 228V227H85ZM128 228V229H127ZM195 228V229H194ZM201 227H199L198 229H200ZM211 228V227H210ZM221 228V227H220ZM225 228V227H224ZM228 228V229H227ZM227 231L228 230H230L231 229V232L232 233H234V230H233V228H230L229 227V225L227 226ZM87 229V228H86ZM91 229V228H90ZM203 229V228H202ZM212 228H211V232H209V233H214V232H216V230L218 229V227L216 228V230L214 229V231L212 232V230H213ZM89 230V229H88ZM134 230V229H133ZM195 230H196V235H195ZM208 230H210L209 228H208ZM221 230V229H220ZM94 231H96V230H94ZM205 231V230H204ZM207 231V230H206ZM223 231H224V229H223ZM85 231H83V233H84ZM87 233H88V235L90 236V234H89V232H93V231H86ZM127 232H129V231H126V233ZM134 232V231H133ZM131 233V231L129 232V233H131V235L132 234H134V233ZM199 232V231H198ZM201 232H203V231H201L200 230V233ZM225 232H226V230H225ZM99 233V232H98ZM98 233H96V234H98ZM106 233V232H105ZM118 233H119V231H118ZM136 233V235H138ZM168 233V234H167ZM208 233V234H209ZM223 233V232H222ZM220 233V235H223L224 236V234L226 235L227 233H230V232H227V233ZM74 234V233H73ZM78 234V233H77ZM76 233L74 234V235H76V236H79V235H77ZM93 234V233H92ZM119 234H124L123 232L122 233H119ZM198 234V235H197ZM231 234V233H230ZM73 235V236H74ZM88 235H86L85 237H87ZM125 235V234H124ZM204 235V237H205V233H202V235H200L201 237ZM210 236H212L213 234H209ZM215 235V234H214ZM228 235V234H227ZM232 235V234H231ZM260 235V234H259ZM93 235H91L90 237H92ZM109 236V235H108ZM107 235H106V237H108ZM118 234L116 233V235H115V238L111 241V240H109L108 241V244L106 245V244H104L102 241L101 242H99L100 240H104V239H101L100 237H98V239H99V241H96V246L95 247H97V248H95L94 247V249H96V251H97V254H98V250H101V251H103V253H108L109 251H111V250H115V251H117L118 252V254L119 253H126V252H128L130 249H131V251H133L134 253L135 252H137L136 250L137 249H135V247H133L132 246V244H131V242L128 244V242H125L124 241V238H125V236L124 237H121V238H119L118 239ZM134 236V235H133ZM156 236H158V237H156ZM197 236V237H196ZM209 236V237H210ZM218 235H216V237H217ZM230 236V235H229ZM75 237V236H74ZM73 237V238H74ZM80 237V236H79ZM96 237V236H95ZM94 236H93V238H95ZM105 237V236H104ZM110 237V236H109ZM120 237V236H119ZM126 237H127V235H126ZM132 237V236H131ZM164 237H166V238H164ZM200 237V238H201ZM220 237V236H219ZM218 237V238H219ZM222 237V236H221ZM231 237V236H230ZM233 237V236H232ZM234 237H235V233H234ZM130 238V237H129ZM200 238H198V239H200ZM228 238L229 237H227V240H228ZM236 238V237H235ZM234 238V239H235ZM77 239H78V237H77ZM81 239H83V238H81ZM87 239V238H86ZM89 239V238H88ZM87 239V240H88ZM107 239H110V238H107ZM132 239H134V238H132ZM136 239V238H135ZM137 239H139V238H137ZM139 239V240H140ZM202 239L203 238H201L200 240L202 241ZM207 239V238H206ZM205 239V240H206ZM208 239H210V238H208ZM207 239V240H208ZM230 239H232L231 241L233 242H230L231 244H233L232 246H234V242H235V240L233 241V238H230ZM76 240V239H75ZM79 240V239H78ZM77 240V241H78ZM90 240V239H89ZM86 241L88 244H90V241ZM93 240V239H92ZM126 240H127V238H126ZM128 240H131V239H128ZM127 240V241H128ZM206 240V241H207ZM214 240V239H213ZM225 240V239H224ZM83 241V240H82ZM106 241V240H105ZM104 241V242H105ZM133 241V240H132ZM136 241V240H135ZM209 241V240H208ZM221 241V240H220ZM220 241H218L220 244L222 243V242H220ZM230 241V240H229ZM228 241V242H229ZM236 241H237V239H236ZM74 242H76V241H74ZM94 242H95V240H94ZM94 242H92V243H94ZM139 242V241H138ZM146 242V241H145ZM146 242V243H147ZM171 242H170V244H171ZM203 242V241H202ZM201 242V243H202ZM226 240H225V244H226ZM237 242H239V241H237ZM79 243V242H78ZM80 243H81V241H80ZM79 243V244H80ZM85 243V242H84ZM91 243V244H92ZM106 243H107V241H106ZM141 243V242H140ZM200 243V244H201ZM204 243H206V242H204ZM216 243V242H215ZM228 244V246L227 245H223V246H220V244H219V246L218 247H221V248H223L224 250L226 249V247H227V249H231V247L229 246V245H231V244ZM95 244H92V246H94ZM131 244V245H130ZM198 244V242H196V245ZM199 244V245H200ZM203 244V243H202ZM200 245L201 247H203V249H204V244L203 245ZM212 246H211V248H213V244H211ZM240 245V244H239ZM92 246H89V248L90 247H92ZM224 246H226V247H224ZM196 247V249L197 250H199V248L200 247H198L197 248V246H195ZM215 247V253H214V255H218V254H216V252H220V251H216V249L218 248L216 245L214 246ZM228 247H230V248H228ZM240 247V246H239ZM87 248V247H86ZM109 248H111V249H109ZM132 248L133 249H135V251L134 250H132ZM149 248V249H148ZM220 248V249H221ZM233 248V247H232ZM98 249V250H97ZM108 249V252H105L106 250ZM195 249V250H196ZM201 249V248H200ZM202 249V250H203ZM207 249L208 248H205V250L207 251ZM112 251L111 253H108V256H105V258H108V259H110L111 257L109 256V254L111 255L113 252H115V251ZM172 250H170L171 252H173ZM200 251V253H205L204 252V250L203 251ZM218 250V249H217ZM222 250V249H221ZM224 250H222V252L224 251ZM232 250V249H231ZM230 250V252L229 251H225L226 252V254L227 253H232V251ZM89 251V250H88ZM95 251V250H94ZM117 252H115V254L117 255L115 258H117V257H120V255H122V253L121 254H119V256H118V254H117ZM141 252H139V253H141ZM178 252V253H179ZM210 252L212 253L213 251L210 249ZM89 253H91V252H89ZM129 253H131V254H134V253H132V252H130L129 251ZM139 253H136L137 255L139 254ZM199 253V254H200ZM221 253V252H220ZM220 253H219V255H220ZM96 254V255H97ZM106 254H104V255H106ZM114 254V253H113ZM111 255V256H115V255ZM164 254H166V253H164ZM163 254V255H164ZM173 254V253H172ZM195 254L196 255H198L197 254V252H195ZM194 254V255H195ZM229 254H227V256H229L228 258L232 261V263L231 264H233V260L232 259H235L233 256H232V254L231 255H229ZM124 255V254H123ZM140 255V254H139ZM138 255V256H139ZM152 255V256H153ZM159 255H160V253H159ZM162 255V254H161ZM160 255V256H161ZM161 256L162 258L160 259L161 261V263H164L163 261H165V263H166V258H167V260H170L171 259V255H170V259H168V256ZM193 255V256H194ZM225 255V254H224ZM234 255V254H233ZM126 256V255H125ZM128 256V255H127ZM126 256V257H127ZM134 256V255H133ZM148 256H150V255H147V257ZM157 256V255H156ZM160 256H159V258H160ZM204 256L205 255H203V258H204ZM226 256V255H225ZM75 257V256H74ZM99 257L101 258V254H99ZM98 257V259H100ZM110 257V258H109ZM143 257V256H142ZM145 258H146V256H144ZM144 257L142 258V260L144 259ZM158 257V256H157ZM163 257H164V259L165 260H162L163 259ZM208 257V256H207ZM210 257V256H209ZM213 257V256H212ZM232 259H231V258ZM238 257V256H237ZM113 258V257H112ZM122 258H123V256H122ZM125 258V257H124ZM128 258V257H127ZM148 258H150V257H148ZM201 258V257H200ZM215 258V257H214ZM217 258V257H216ZM218 258H221L220 256L218 257ZM217 258V259H218ZM227 257H226V259L229 261V259H228ZM249 258V257H248ZM76 259V258H75ZM97 259V260H98ZM114 259V258H113ZM118 259V258H117ZM139 259H141V256H140V258ZM139 259H136V260H139ZM147 259V258H146ZM155 259L156 258H153L152 260L153 261H155ZM193 259H195L196 260V258H193ZM199 259V258H198ZM197 259V260H198ZM205 259H206V256H205ZM210 259V258H209ZM224 257L223 258H221V260H222V262L224 261V260H226ZM120 261L119 262H121V264H122V259H119ZM142 260H139V262L138 263H142V262H140V261H142ZM148 260H151V259H148ZM195 260H193V263H195ZM202 260H204V259H202ZM201 259H200V261H202ZM207 260V259H206ZM238 260V259H237ZM107 261H109V260H107ZM106 260L104 261L105 263L107 262ZM113 261H115V260H113ZM157 261V260H156ZM171 261V260H170ZM169 261V262H170ZM191 261V260H190ZM209 261H211V260H209ZM251 259H250V263H251ZM96 263H98V261H95ZM99 262H101V261H99ZM117 262V261H116ZM118 262V263H119ZM127 262V261H126ZM135 262V260L132 262L131 261V263L132 264H136V263H134ZM143 262H144V260H143ZM169 262H167V263H169ZM206 262V261H205ZM215 262H217V261H215ZM221 262V261H220ZM225 262H227V261H225ZM253 262V261H252ZM117 263V264H118ZM130 263V264H131ZM161 263H159V262H157V264H161ZM192 263V264H193ZM198 263V262H197ZM202 264H203V262H201ZM200 263V264H201ZM211 263H212V261H211ZM228 263H230V262H228ZM106 264H108V263H106ZM112 264H113V262H112ZM116 264V263H115ZM126 264V263H125ZM127 264H129V263H127ZM142 264H145V262L144 263H142ZM154 264H156V262L154 263ZM175 264H184V262L181 260V259H178V261L175 263ZM209 264V263H208ZM214 264H217V263H214ZM219 264V263H218ZM222 264V263H221ZM226 264V263H225ZM254 264V263H253Z\"/></svg>","mask_w":264,"mask_h":264}]
</instances>
